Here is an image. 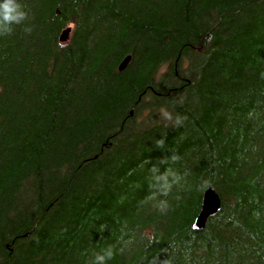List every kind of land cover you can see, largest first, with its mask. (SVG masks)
I'll use <instances>...</instances> for the list:
<instances>
[{
	"label": "trees",
	"instance_id": "obj_1",
	"mask_svg": "<svg viewBox=\"0 0 264 264\" xmlns=\"http://www.w3.org/2000/svg\"><path fill=\"white\" fill-rule=\"evenodd\" d=\"M17 2L0 264H264V0Z\"/></svg>",
	"mask_w": 264,
	"mask_h": 264
},
{
	"label": "water",
	"instance_id": "obj_2",
	"mask_svg": "<svg viewBox=\"0 0 264 264\" xmlns=\"http://www.w3.org/2000/svg\"><path fill=\"white\" fill-rule=\"evenodd\" d=\"M70 29L64 30L61 36L62 41H66L68 38V33ZM131 56H127L120 66V69L123 70L130 62ZM222 200L218 192L213 187H208L203 195L202 205L200 212L194 221V228L201 230L204 229L208 219L217 213L220 210Z\"/></svg>",
	"mask_w": 264,
	"mask_h": 264
},
{
	"label": "clouds",
	"instance_id": "obj_3",
	"mask_svg": "<svg viewBox=\"0 0 264 264\" xmlns=\"http://www.w3.org/2000/svg\"><path fill=\"white\" fill-rule=\"evenodd\" d=\"M25 12L17 0H0V28H6L12 24H18L25 19ZM109 258H112V253L109 252ZM98 260H103L104 257L98 256Z\"/></svg>",
	"mask_w": 264,
	"mask_h": 264
},
{
	"label": "bare ground",
	"instance_id": "obj_4",
	"mask_svg": "<svg viewBox=\"0 0 264 264\" xmlns=\"http://www.w3.org/2000/svg\"><path fill=\"white\" fill-rule=\"evenodd\" d=\"M67 29H70V32H71V28H70V27L67 28ZM67 29H65V30H67ZM63 32H64V31H63ZM63 32H62V33H63ZM70 32L68 33V38H69ZM61 36H62V35H61ZM68 38H67V40H68ZM60 40H61V38H60ZM67 40H66V41H67ZM61 41H62V40H61ZM66 41H62V42L64 43V42H66Z\"/></svg>",
	"mask_w": 264,
	"mask_h": 264
}]
</instances>
